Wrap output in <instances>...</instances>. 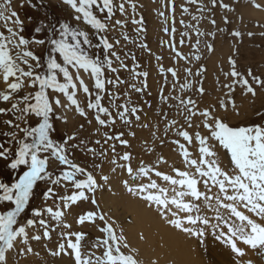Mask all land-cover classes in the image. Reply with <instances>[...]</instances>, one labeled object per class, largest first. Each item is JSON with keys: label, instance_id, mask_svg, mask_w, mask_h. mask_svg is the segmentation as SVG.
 Here are the masks:
<instances>
[{"label": "snow or ice", "instance_id": "6c2138e0", "mask_svg": "<svg viewBox=\"0 0 264 264\" xmlns=\"http://www.w3.org/2000/svg\"><path fill=\"white\" fill-rule=\"evenodd\" d=\"M25 2L31 4V0ZM186 2L197 4L198 0ZM62 3L71 10L75 23L64 22L59 27L42 24L34 31H47V38L31 39L23 34L24 23L12 0H0V21L7 32L0 31V162L7 176L5 179V173H0V264H20L18 260L13 262V254L40 256L34 244H39L59 264H143L140 250L131 244L124 227L104 209L97 196L112 183L118 169L127 176L121 180L123 188L153 208L164 223L186 239L204 246L211 236L237 258L246 254L240 245L264 258V113H257L261 122L244 126L231 125L219 113L222 109L239 115L236 89L243 96L256 97L257 89L264 91V74L257 75L251 68L242 72L237 60L229 57V70L223 72L228 82L222 85L227 92L217 100L218 107L209 104L201 108L191 97L164 95L162 89L161 101L164 104L178 101L175 107L183 117L180 124L176 119L168 120L167 113H158L166 122L165 136L175 128V138L170 143L182 166L173 163L170 172L162 170L161 166L169 161L161 154L155 162L140 159L134 167L133 153H117V145L131 147L127 137L136 138L137 133L132 130L134 123L142 129L150 125L142 121L141 109L130 105V101L116 104L109 100L106 106L103 100L106 94L114 95L108 92L109 85L115 88L126 83L119 76L106 77V71H118L113 58L120 68H127L114 50L120 40H110L107 33L110 28L125 24L114 19L116 12L124 15L126 4L135 11L136 4L132 0H120L118 4L115 0H62ZM168 3L173 26L164 27L163 31L170 36L168 43L175 57L190 62L175 43V3L174 0ZM210 4L212 8H229L223 0H210ZM249 4L264 11V5L257 0H249ZM199 10L203 12L204 6ZM182 11L189 9L183 7ZM224 19L228 23L227 17ZM132 23L141 25L138 31H144L142 19H133ZM211 23L215 25V19ZM122 35L124 40L129 39ZM203 35L197 32L198 37ZM208 35L214 37V33ZM231 35L239 38L243 34L233 31ZM247 35L251 37L254 33ZM93 36L98 43L93 42ZM188 36L187 32L181 33L179 44L183 45ZM199 44L197 39V52ZM41 46L48 50L46 60L35 50ZM205 46L209 52L214 51L212 43ZM95 49H100L103 55ZM194 58L199 60L200 56ZM159 71L178 78L173 67L161 66ZM204 71L203 67L196 72L185 68L192 77H199ZM82 73L92 81L91 87ZM148 75V72H133L134 77ZM129 87L143 93L148 84L144 80L140 86L132 83ZM193 88L199 96L205 95L201 80H196L195 85L187 79L180 84L181 90ZM81 93L85 97L83 105L78 99ZM70 111L89 124L94 120L99 126L97 132L100 128H114L117 120L129 131H105L102 140L96 139L94 144L101 145L103 141L108 148L99 151L89 147V142L80 139L76 132L56 138V122L67 124ZM79 128L83 129V124ZM151 135L162 146L169 143L157 137L155 131ZM144 142L148 144L147 140ZM221 150L228 157L227 164L221 159ZM76 151L84 154L83 162L77 158ZM148 152L155 149L147 147L145 154ZM83 202L92 207L75 214L70 221L74 207ZM89 227L98 235L90 237L85 231ZM139 239L144 240V235L140 234ZM237 264L252 262L237 260Z\"/></svg>", "mask_w": 264, "mask_h": 264}, {"label": "rangeland", "instance_id": "374dc122", "mask_svg": "<svg viewBox=\"0 0 264 264\" xmlns=\"http://www.w3.org/2000/svg\"><path fill=\"white\" fill-rule=\"evenodd\" d=\"M118 4L120 0H115ZM224 3L229 5L228 9L217 6L212 8L210 0H198L197 4H188L186 0H174L175 13H174V27L175 43L178 50L184 55L190 58V62L184 60H178L175 57L174 52L169 46V34L163 31L164 27L171 28L173 26V13L171 11V4L168 0H132V3L136 4V10L133 11L129 4H126V13L121 15L116 12L114 19H121L125 21L123 27L110 28L107 33L110 40H120V44L116 45L115 51L120 55L121 60L127 65V68H120L119 62L114 60V67L118 69L116 73L106 71V77L109 79H115L117 76L126 83L119 84L117 87L108 86V92L114 95H105L103 100L104 105L109 104V100H113L116 104H123L130 101V105H135L141 109L142 121L150 125L147 129H142L135 123L132 125V130L136 131V138L128 136L131 147L125 148L124 146L117 145V153L122 154L124 151L133 153V166L140 159H144L146 162H155L157 157L163 154L169 161L168 165H162V170L170 172V165L173 163L177 167H181V158L173 151V145L170 143V139L175 138V128H173L167 136L164 134L166 122L163 116L158 113H167L168 120L176 119L183 124V117L178 115V108L175 105L178 101L169 100L167 104H164L161 99V90L163 89L164 95L183 96L185 99L191 97L198 101L200 107L203 108L209 104L218 107L217 100L223 98L227 89H223L222 85L228 81L225 80L223 72L229 70L228 58L233 57L237 60V66L242 72L248 68H251L255 74H264V36H261V32H264V11L258 10L249 4V0H223ZM258 3L264 5V0H257ZM13 7L19 13L21 20L24 23V35L26 38H47V31L36 33L34 29L36 27L44 25H55L59 27L61 23L71 22L75 23L71 19V10L63 5L62 0H31V4L26 3L25 0H12ZM23 4V7L20 5ZM204 6V11L199 9ZM187 7L188 12H183L182 8ZM210 9V10H209ZM164 12V16L160 13ZM196 17V19H193ZM225 17H227L228 23H225ZM133 19L143 21V32L138 31L141 25L133 24ZM215 19L216 24L213 25L211 20ZM183 21V23H181ZM112 23L111 21L109 22ZM191 26V27H188ZM0 31L6 30L3 28V21H0ZM233 31H240L242 37H233L231 33ZM187 32L188 37H185L183 45L179 44L181 39V33ZM197 32L204 33L203 36H197ZM254 33L253 36H248L247 33ZM208 33H214V37L208 35ZM128 36V40L123 39V35ZM94 43H98L95 36L92 37ZM200 40L199 51L197 52L195 44L196 40ZM206 43H212L214 45V51L209 52L206 48ZM147 45V48H141L140 45ZM150 49V51H149ZM37 54L46 60L48 50L46 47L41 46L35 49ZM96 53L103 55L100 49L94 50ZM200 56L199 60L194 57ZM133 56L135 59H133ZM162 57L161 60H157L156 57ZM139 65V67H137ZM163 66L165 69L173 67L178 72V78H173L169 73H160L159 69ZM203 67L206 69L199 77L188 76L185 72V68H191L193 72H196L198 68ZM133 72H148V77L133 76ZM84 74V75H83ZM89 86H92V81L88 79L87 74L82 73ZM186 79L191 81L194 85L196 80L203 81L205 88V95L199 96L194 88L192 90H181L180 84L185 83ZM146 80L148 88L143 93H136L129 87L132 83L140 86L141 83ZM175 85V88H174ZM128 93V95H125ZM257 96H243L239 88L236 89L235 99L238 105L239 115L235 114L231 110L225 113L222 109H219L220 115L226 117L227 121L233 126H244L252 123L261 122L257 113H264V91L257 89ZM119 97L116 99L115 97ZM62 101L64 100L61 97ZM81 104L85 102V97L81 93L78 97ZM168 105H173L169 107ZM115 114V109L113 108ZM89 119H92L91 115ZM83 124V129L79 128V125ZM179 125H177L178 127ZM93 122L89 124L86 120L80 118L74 112H68V123L62 124L59 121L56 122V138L62 135L76 132L80 139H85L89 142V147H95L97 151L108 148V145H95L96 139H101L105 131L119 132L129 129L122 126V122L117 120L114 128H100ZM155 131L157 137H161L165 140H169V143L161 145L160 140L151 135V132ZM145 140L148 144L145 145ZM147 147H152L155 152H148L146 155ZM109 152V157H111ZM77 158L83 162L85 156L82 152L76 151ZM221 159L225 164L228 163V157L225 156L224 150H221ZM90 162L91 158L88 157ZM109 170V165L105 162V171ZM0 173H5L6 169L2 162H0ZM127 178L126 173L121 172L119 169L112 177V183L107 185L108 187H114L110 190V195L115 199L127 198L128 200L141 201L136 197L131 196L122 186L121 180ZM146 179V178H145ZM153 179L155 177L153 176ZM159 182V181H158ZM116 185V186H115ZM106 186V187H107ZM101 191H105L101 189ZM99 192V193H100ZM99 193L97 196H99ZM109 194V193H108ZM105 195V192H104ZM143 202V201H142ZM37 203H39V197H37ZM92 206L83 202L74 207L73 215L69 216L71 221L73 216L83 210L90 209ZM109 214H112L114 208H112ZM122 213L124 210L118 207V213ZM125 213V212H124ZM211 215V213H209ZM117 215V213H116ZM125 215V214H124ZM113 216L114 219L124 217L125 224L129 223L133 218L130 213L127 215ZM129 215V216H128ZM75 227L79 228V225ZM125 229V228H124ZM85 231L90 233V237L98 235L93 228H87ZM126 232V231H125ZM211 237V236H209ZM208 237V238H209ZM241 247L243 245H240ZM37 251H40V256L29 257H17L12 255L13 262L17 260L20 264H52L53 258L47 256L44 251L41 250L39 244H34ZM253 256L252 264H264V258H262L257 251L252 250L249 254H245L243 257L237 258V260L244 261L245 257L249 258Z\"/></svg>", "mask_w": 264, "mask_h": 264}, {"label": "bare ground", "instance_id": "6f19581e", "mask_svg": "<svg viewBox=\"0 0 264 264\" xmlns=\"http://www.w3.org/2000/svg\"><path fill=\"white\" fill-rule=\"evenodd\" d=\"M112 189L115 188L108 186L104 188L105 191L99 193L98 199L106 211L114 208L113 213L110 214L112 217L128 213L132 215L133 218L127 224L124 221L127 219H123L124 217L115 220L125 228L131 244L140 250V259L143 264H150V262L155 264H237L235 254L215 242L212 237L208 238L204 246L197 244L194 240L190 241L171 229L155 214V210L146 206L144 202L127 198L115 200L110 195ZM118 207L124 211L118 213ZM140 234L144 235V240L139 239ZM242 248L245 249L246 255L251 252L250 248L245 246ZM252 258L253 256L245 257L244 261L253 263ZM52 264H59V262L53 260Z\"/></svg>", "mask_w": 264, "mask_h": 264}]
</instances>
